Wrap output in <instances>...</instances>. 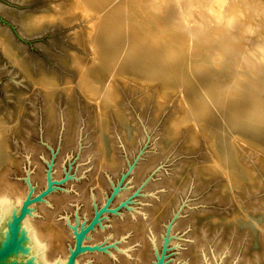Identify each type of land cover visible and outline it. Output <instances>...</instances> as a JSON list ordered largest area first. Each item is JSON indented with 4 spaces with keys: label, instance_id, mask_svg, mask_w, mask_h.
<instances>
[{
    "label": "rangeland",
    "instance_id": "rangeland-1",
    "mask_svg": "<svg viewBox=\"0 0 264 264\" xmlns=\"http://www.w3.org/2000/svg\"><path fill=\"white\" fill-rule=\"evenodd\" d=\"M187 1L159 6L192 33L187 58L174 55L165 76L161 62L153 63L146 81L110 73L104 87L113 105L100 109L83 80L109 37L104 8L111 1L98 11L96 0H0V122L8 156L0 179L22 194L19 202L7 197L16 209L40 195L25 218L31 228L57 230L51 243L42 240L48 262L64 261L75 232L101 209L74 264H264V145L233 141L246 177L229 187L212 169L208 139L217 120L208 110L217 95L211 81L244 116L264 112V57L248 62L244 41L208 26L202 2ZM110 46L103 58L118 68L127 61L124 40ZM229 60L232 74L223 75Z\"/></svg>",
    "mask_w": 264,
    "mask_h": 264
},
{
    "label": "bare ground",
    "instance_id": "bare-ground-1",
    "mask_svg": "<svg viewBox=\"0 0 264 264\" xmlns=\"http://www.w3.org/2000/svg\"><path fill=\"white\" fill-rule=\"evenodd\" d=\"M96 1L98 4L94 3L95 6L99 5L98 11L103 9L100 6H102L104 0ZM110 1L111 4H107L108 8H104L105 14L102 12L105 16L111 15L109 16L111 22L108 20V17L107 20L109 22H104V27L108 29L107 34L109 37L102 38L99 42L102 51L99 50V53L95 56L92 67L85 70L84 75H86L87 79L83 80V86L91 92V96L99 99L98 106L100 109L106 105H113L104 87L106 85L104 80L110 73L111 75H124L132 79H140L143 77L146 81L151 75L150 72L153 71V63L161 62L159 72L161 76H165L163 72L164 64L169 62L176 54H181L187 58V49L192 47V33L179 29L173 23V20H171L168 11H163L164 8H159V6L164 5L169 0H108V2ZM173 1L176 3L180 2V5L183 2V0ZM198 2H202L204 6L202 15L203 20L208 26H211V28L219 33L227 32L244 41V45L240 49L248 56V62L255 56L257 58L264 57L263 0H195L193 4ZM188 3L185 0L186 6ZM185 5L183 9L185 13L183 14L186 16L189 8L187 10ZM190 6L191 4L188 5V7ZM158 19L162 22V26L158 24ZM250 19H254V22L251 25H246V22ZM91 23L93 22H89L90 26L93 25ZM261 35L263 36L262 39H260ZM123 40L126 48L124 50L122 49L124 52L122 59H127V61L121 63L120 66L118 65V68L122 70L119 71L114 64L110 65L109 58L103 57L110 56L111 42L115 47H119V44ZM258 41H260L259 48L254 45ZM196 43L199 42L196 41ZM162 58L166 59L163 60ZM228 62H226L221 72H223V75L228 74L230 76L233 71L232 68L234 67L230 65L231 60ZM43 82L45 85H51L48 80H44ZM209 87L211 92H216L217 94L214 97L216 101H212L214 107H208V110L216 113L215 118H217V120L212 121L208 135L214 158L212 169L227 177V185L229 187H235L245 180L246 173L236 159L233 141L239 140L245 143L256 144L257 146H263L264 133L259 129L264 126V112L259 107H253L254 109L251 112H255V114H246L244 116L243 114L245 113L240 112L241 107L232 104L233 97H229V95L222 96L223 92L215 87L213 81H211V86ZM218 104H222V106L220 107ZM114 113L119 123L125 126L126 119L116 106H114ZM99 114L102 131L105 128L104 111L100 110ZM245 118L249 119L251 123H244L243 119ZM250 124H254L258 129L255 127L253 129L250 127ZM4 133L5 125L0 122V165L8 158ZM102 159L107 160L105 153H103ZM0 189V241H2L6 240L9 236L8 223L11 204L7 197L9 193H13L16 201L19 202L22 194L19 196L16 191L17 189L11 188L10 190L7 183L2 179H0ZM240 220L246 221L244 217L240 218ZM36 229L30 227L27 218L20 223L19 235L21 236V249L10 254L7 257L9 260L24 264H52L45 257V244L47 242L45 239L47 238L48 242L50 241L51 243L52 240H55L54 237L56 236L57 230L52 226H47L43 231L41 227H37ZM43 239L46 241L45 244L42 241Z\"/></svg>",
    "mask_w": 264,
    "mask_h": 264
},
{
    "label": "water",
    "instance_id": "water-1",
    "mask_svg": "<svg viewBox=\"0 0 264 264\" xmlns=\"http://www.w3.org/2000/svg\"><path fill=\"white\" fill-rule=\"evenodd\" d=\"M40 195L35 196L34 198H30L27 196L21 203L20 207L16 209L13 205H11L10 219L8 223L9 236L6 240L0 241V264H24L21 262H15L13 260H9L7 257L10 254L21 249V236L19 235V226L20 223L25 220L26 213L28 211V205L34 200L38 199ZM101 209L96 213L95 217L91 220V222L80 231L75 232V243L73 249H71L70 253L66 257L64 261H55L52 264H73L74 257L85 247L82 245V239L90 229Z\"/></svg>",
    "mask_w": 264,
    "mask_h": 264
}]
</instances>
